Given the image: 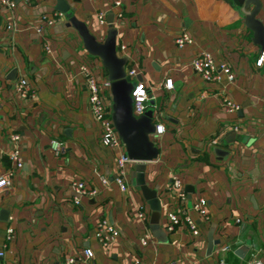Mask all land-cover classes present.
Here are the masks:
<instances>
[{
  "label": "crops",
  "instance_id": "obj_1",
  "mask_svg": "<svg viewBox=\"0 0 264 264\" xmlns=\"http://www.w3.org/2000/svg\"><path fill=\"white\" fill-rule=\"evenodd\" d=\"M14 1L11 12H0V176L13 169L8 159L13 135L18 137L15 145L22 166L0 191V264H57L80 257L84 249H90L92 257L76 264H130L135 258L146 264H218L214 249L223 244L230 246L225 264H264V61L255 65L264 49L252 42L239 12L241 4L236 0ZM255 1V19L264 28V0ZM58 3L98 41L107 25L98 24L97 14L103 12L105 21L111 16L116 53L126 59L125 71L135 69L134 80L146 87V111L151 112L153 125L164 128L160 136H149L158 154L144 164L143 174L144 184L159 203L155 223L135 185L136 163L126 169L125 192L111 182L118 152L100 142V127L90 116L78 66L88 65L99 81L106 74L66 27L65 16H55L60 13ZM253 7L250 4L248 11ZM40 15L54 18L41 37L33 30ZM180 32L191 44L175 46L173 39ZM42 39L50 55L43 52ZM200 52L209 53L215 65L226 63L234 80L228 83L220 74L219 81L203 82L189 67ZM20 78L29 84L33 98L21 99L13 92ZM167 80L171 89L164 88ZM215 93L226 95L238 111L225 112L212 96ZM51 140L61 144L57 155L49 147ZM213 148L222 153L214 154ZM173 176L181 181L187 207L199 198L206 203L208 223L190 213L198 230L195 238L183 227L169 233L164 229L165 214L177 206L167 189ZM100 178L110 183L102 186ZM75 181L97 194L81 197L74 205ZM138 211H143L144 221ZM100 219L119 233L107 248L99 247L94 238ZM210 231L217 244L207 254ZM146 232L150 242L141 247L139 239Z\"/></svg>",
  "mask_w": 264,
  "mask_h": 264
},
{
  "label": "built area",
  "instance_id": "obj_2",
  "mask_svg": "<svg viewBox=\"0 0 264 264\" xmlns=\"http://www.w3.org/2000/svg\"><path fill=\"white\" fill-rule=\"evenodd\" d=\"M24 4L30 3L32 0H20ZM115 6H118V3H114ZM15 7L14 0H0V12L8 11L11 12ZM57 17H61L62 14H55ZM54 21L53 17H47L45 15H40L33 25V30L36 35L42 36L43 29L50 27ZM97 21L99 25H106L104 19V13L99 12L97 14ZM7 30L11 29V25H6ZM173 42L177 48H182L184 45L191 44V40L185 32L178 33ZM41 48L46 55H50V48L48 44L41 40ZM264 61V50L261 51L260 56L255 61L257 67L261 66ZM189 67L191 70L197 74L200 79L205 82H216L219 81V75H224L226 81L231 83L234 80L233 72L230 67L224 63L220 62L217 65L214 64L213 58L209 53L200 52L198 55L193 57L189 61ZM78 73L83 79L84 87L87 92V105L90 116L93 121H95L100 127V142L104 147L112 148L117 150L118 155L115 161V176L111 179V182L118 188L120 192H125L127 189L126 185V169L128 165L134 164L131 162L124 153L123 146L119 141L116 132L112 126L110 120V94H109V82L105 79L99 81L94 75L92 69L86 64H80L78 66ZM138 75V72L129 68L125 71V78L127 81H133L134 85L130 93V99L132 103V115L134 117H139L146 112L147 102L149 100L146 87L143 82L135 81V77ZM164 88L171 89L170 80L165 81ZM104 91H107V96L104 94ZM13 92L21 99L33 98L34 95L31 91V88L25 79H18L13 85ZM213 97L217 98L220 101L221 108L227 112H236L239 107L230 101L226 95L222 94H212ZM232 130L236 132L237 127H233ZM164 131V128L161 124H155L153 130V137L160 136ZM12 142L14 143L11 151L8 154V159L12 163L13 169L7 172L4 176H0V191L6 189L10 185V179L15 170H18L22 166L21 157L19 151L16 147V142L18 137L13 135L11 137ZM49 147L54 155H57L61 150V144L56 140H51L49 142ZM264 176V170L261 173ZM100 184L102 186H107L110 182L106 178H100ZM73 191V198L71 202L74 205H78L79 199L81 197H92L97 194L96 189L87 187L81 181H75L71 184ZM168 191H170L177 203L176 209L169 211L165 214L166 224L165 231L172 232L176 227L186 228L190 235L195 238L198 236V230L194 219L191 217L190 213L193 214L196 218L204 223H208V216L205 211V201L202 198L197 199L194 202H191L189 206H186L187 199L186 194L182 190V184L180 179L177 176H173L170 179V182L167 186ZM141 210V209H140ZM137 216L140 220L144 221L145 216L143 211H138ZM6 240L9 241L12 238L11 229H6ZM119 233L106 219H100L94 230V238L96 243L101 248H107L110 244L114 243L118 238ZM150 242V235L148 232L144 233L139 239V245L144 247L147 243ZM230 251V246L223 244L218 245L214 249L215 255L219 257L218 264H225L224 256ZM2 252H0V257H2ZM92 257V252L90 249L82 250L80 257H67L57 264H76L78 261H87ZM130 264H146L141 259L135 258L131 261ZM249 264H260L259 262H251Z\"/></svg>",
  "mask_w": 264,
  "mask_h": 264
},
{
  "label": "water",
  "instance_id": "obj_3",
  "mask_svg": "<svg viewBox=\"0 0 264 264\" xmlns=\"http://www.w3.org/2000/svg\"><path fill=\"white\" fill-rule=\"evenodd\" d=\"M236 1L242 6L239 12L242 14L244 26L252 33V42L260 50L264 49V28L255 19L258 4L255 0ZM250 4L254 7L251 11H248ZM57 10L65 16L66 27L71 28L76 33L85 53L96 58L105 71L106 80L109 82L110 120L123 146L125 155L131 162L136 163L134 168L135 185L138 187L151 212V223H155L160 210L159 203L155 192L146 187L143 179L144 164L155 160L158 154L156 146L149 137L154 130L152 114L150 111H146L139 117L132 115L130 93L134 82L126 80V59L119 57L116 53V29L111 27L112 17H107V30L104 38L102 41H98L89 32L86 25L74 17L72 11L68 10L66 6L58 3ZM212 152L214 154L222 153L218 148H213ZM211 234L212 231L207 237V254H210L213 246L217 244L216 241L212 240ZM236 253L240 252L236 251Z\"/></svg>",
  "mask_w": 264,
  "mask_h": 264
}]
</instances>
